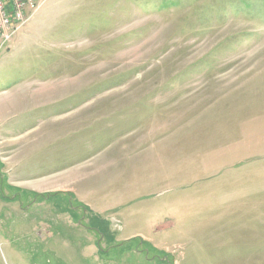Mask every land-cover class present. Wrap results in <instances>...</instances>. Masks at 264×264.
Here are the masks:
<instances>
[{"label":"rangeland","instance_id":"374dc122","mask_svg":"<svg viewBox=\"0 0 264 264\" xmlns=\"http://www.w3.org/2000/svg\"><path fill=\"white\" fill-rule=\"evenodd\" d=\"M20 94L94 142L80 197L43 198L41 123L7 107L0 264H264V0H47L0 53Z\"/></svg>","mask_w":264,"mask_h":264},{"label":"crops","instance_id":"0c3cea01","mask_svg":"<svg viewBox=\"0 0 264 264\" xmlns=\"http://www.w3.org/2000/svg\"><path fill=\"white\" fill-rule=\"evenodd\" d=\"M24 96L20 94L14 99H5L0 97V122L7 119L6 109L11 105H22L27 103L30 107L27 114L24 115V120L31 119L33 121H40V133L38 138V149L35 156V168H38L42 172H48L46 180L34 181L32 184L33 193L38 194L43 198H50L52 196L67 198H78L80 197V191L82 187H87L89 181H86L88 172L80 171L76 169L75 160L80 155L86 153L89 150L90 144L94 142L92 136H90V127H85L83 133V122H82V110L84 105H76L78 108L71 109L67 114L52 115V113L62 107L66 102H73L69 99H54L43 101L44 104L50 106L45 110H38L34 105L40 106L42 101L37 99L22 100ZM98 102V101H95ZM89 104H87V107ZM48 115V116H46ZM62 119L63 117H66ZM48 117V118H46ZM44 126V129L41 127ZM93 127V126H92ZM3 129H8L6 125L0 126V164L6 165L9 162H15L18 169H22L23 161L16 162L12 159V155L15 153L23 152L16 147H5L7 144H12L16 141H20L18 136H3ZM116 133H110L106 137H113ZM94 137H104V131H96ZM48 137V138H47ZM24 138V137H23ZM35 135L33 137V141ZM132 142V139L130 140ZM132 149V144L129 146V150ZM128 150V151H129ZM127 154L128 152L125 151ZM128 157H130L128 155ZM131 159V158H130ZM8 178L12 177L13 169L8 168ZM128 170V168H126ZM131 171V168L128 170ZM42 174V173H41ZM130 174V173H129ZM57 199V198H55ZM64 210L67 211L66 206L69 205L64 203ZM56 205V204H55ZM117 224L132 227V211L129 216L124 218L121 222L115 221ZM132 237V236H131Z\"/></svg>","mask_w":264,"mask_h":264},{"label":"built area","instance_id":"2783aa9c","mask_svg":"<svg viewBox=\"0 0 264 264\" xmlns=\"http://www.w3.org/2000/svg\"><path fill=\"white\" fill-rule=\"evenodd\" d=\"M47 0H0V53Z\"/></svg>","mask_w":264,"mask_h":264},{"label":"bare ground","instance_id":"6f19581e","mask_svg":"<svg viewBox=\"0 0 264 264\" xmlns=\"http://www.w3.org/2000/svg\"><path fill=\"white\" fill-rule=\"evenodd\" d=\"M44 84V83H43Z\"/></svg>","mask_w":264,"mask_h":264}]
</instances>
